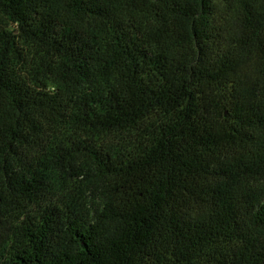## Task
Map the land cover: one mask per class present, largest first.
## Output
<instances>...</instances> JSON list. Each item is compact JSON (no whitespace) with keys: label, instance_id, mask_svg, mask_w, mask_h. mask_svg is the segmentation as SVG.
Returning <instances> with one entry per match:
<instances>
[{"label":"trees","instance_id":"16d2710c","mask_svg":"<svg viewBox=\"0 0 264 264\" xmlns=\"http://www.w3.org/2000/svg\"><path fill=\"white\" fill-rule=\"evenodd\" d=\"M0 264H264V0H0Z\"/></svg>","mask_w":264,"mask_h":264}]
</instances>
